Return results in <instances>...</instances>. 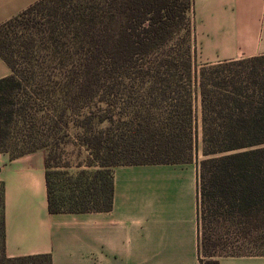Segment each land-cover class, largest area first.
I'll use <instances>...</instances> for the list:
<instances>
[{"label":"trees","instance_id":"trees-1","mask_svg":"<svg viewBox=\"0 0 264 264\" xmlns=\"http://www.w3.org/2000/svg\"><path fill=\"white\" fill-rule=\"evenodd\" d=\"M192 15L193 0H38L0 24V153L44 151L50 213L109 211L115 166L192 160L198 103L200 264L264 255V54L197 66ZM1 206L0 264H50L5 255Z\"/></svg>","mask_w":264,"mask_h":264},{"label":"crops","instance_id":"crops-1","mask_svg":"<svg viewBox=\"0 0 264 264\" xmlns=\"http://www.w3.org/2000/svg\"><path fill=\"white\" fill-rule=\"evenodd\" d=\"M36 1L0 0V24ZM192 16L203 62L264 54V0H193ZM10 73L0 57V78ZM199 161L115 166L109 211L50 213L44 151L0 153L5 255H49L50 264H200ZM218 264H264V255Z\"/></svg>","mask_w":264,"mask_h":264},{"label":"rangeland","instance_id":"rangeland-1","mask_svg":"<svg viewBox=\"0 0 264 264\" xmlns=\"http://www.w3.org/2000/svg\"><path fill=\"white\" fill-rule=\"evenodd\" d=\"M197 35V39L199 40V37H198V34ZM196 43V42H195ZM196 47H197V55H196V64L197 66H200L202 65L203 63H208V62H203L201 60V56L199 55L200 52H199V48L196 44ZM196 114H197V118L198 119H195L196 121V139H195V142H194V149H193V157H196V158H200V160L203 158L202 156V143H201V120L199 119V116H200V109H199V105L198 103H196ZM9 154V153H8ZM10 155V154H9ZM82 158V155H79L77 154V151L76 149L73 147V146H68L65 151L61 152L57 158L55 159V161L51 164L52 167H53V170L55 171H58L59 174L56 175L57 178H59V183L62 184V182L64 181V175H62L61 173L64 171V170H68L70 172H75L77 171V168H76V162L79 161L80 159ZM68 162L69 163V166H64V164ZM202 233V228H201V224H200V217H199V237ZM245 251H248L247 250H244ZM24 264H47V262L45 261V259H33V260H28V261H25Z\"/></svg>","mask_w":264,"mask_h":264}]
</instances>
